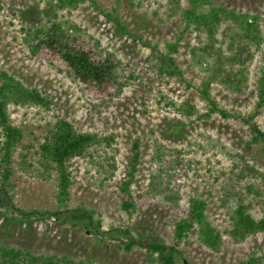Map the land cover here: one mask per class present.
<instances>
[{"label": "rangeland", "instance_id": "374dc122", "mask_svg": "<svg viewBox=\"0 0 264 264\" xmlns=\"http://www.w3.org/2000/svg\"><path fill=\"white\" fill-rule=\"evenodd\" d=\"M191 7L192 0H75L64 7L59 0H0V72L46 101L8 104L9 122L22 134L12 154L9 196L24 212L87 209L101 230L95 234L52 216L25 220L0 209L1 247L93 264H159L158 255L142 246L124 249L131 239L122 231L128 230L135 240L175 248L178 264H244L253 256L264 264V232L233 237V212L225 205L231 190L241 189L250 203L264 188L260 179L241 172L249 164L264 173L262 144L246 123L253 117L264 133V102L258 106L264 0H207L197 10L207 16L214 8L246 15L259 29L258 41L232 18L211 28L192 22L184 29ZM117 19L126 35L118 32ZM53 23L62 25L70 48L90 52L111 70L112 79L77 81L61 58V40L33 52L28 31L41 28L46 35ZM188 104L192 115L183 110ZM60 121L99 140L66 164L70 185L64 205L60 173L42 150ZM136 142L141 163L131 186L134 208L124 210L121 185ZM155 176L162 181L157 195L150 190ZM251 187L256 190L248 192ZM195 198L206 202V220L220 234L217 249L202 242L198 224L176 240V224L188 216Z\"/></svg>", "mask_w": 264, "mask_h": 264}, {"label": "trees", "instance_id": "16d2710c", "mask_svg": "<svg viewBox=\"0 0 264 264\" xmlns=\"http://www.w3.org/2000/svg\"><path fill=\"white\" fill-rule=\"evenodd\" d=\"M75 0H59V6L64 7ZM207 0H192V7L185 12V24L184 29H187L192 22H196L199 26L205 25L208 28L219 23L225 18H232L236 20L241 29L247 36L252 37V41H258L259 29L256 24H253L252 20H249L246 15L237 16L233 12H228L223 8H214L211 10L210 15L198 14L197 10L200 8L201 2ZM209 1V0H208ZM118 32L122 35L128 33V29L122 25L117 19ZM44 30L36 29L29 30V44L32 46L33 52L38 49L40 45H50L54 41L61 40L63 48L61 50V58L63 62L72 70L74 77L80 83H98L102 84L108 82V75L111 76L112 72L109 68H103L95 62L90 56V52L86 50L70 48L67 44V36L62 28L61 24L53 23L48 29V33L43 35ZM50 35L51 40L46 42V36ZM177 48V44L173 46ZM108 62L109 59H105ZM165 63H169L171 66H175V61L171 57L164 58ZM176 73V70L171 71ZM264 73V71H263ZM261 93L259 107L264 102V75L260 81ZM207 90L204 89V93L207 95ZM9 102H13L17 105H25L28 103L45 104L46 101L36 90H29L17 80L14 76L0 72V209L4 211H15L22 218L34 217L39 215V218H48L49 216L61 221L62 223L70 224L72 226H84L92 233H100V222L95 221L93 212L79 208L75 210L59 209L55 212H24L18 209L12 202L8 193L9 183L8 180L12 174L11 162L12 154L19 145L22 134L17 128L12 127L8 119L7 107ZM214 108L217 105L212 101ZM183 110L192 115L194 113V107L190 104L185 105ZM213 111V110H212ZM224 117H228V114L224 111H220ZM206 117L209 114L205 115ZM250 118L246 120V123L251 125V129L254 133V141L262 144V152L264 154V133L254 124H252ZM99 140L96 136L91 134H79L73 126L66 122L60 121L57 124L56 132L53 137L44 144L42 150L47 158L51 160L60 173V189H59V202L64 205L67 188L70 185V177L66 170V164L76 156L82 155L87 149ZM141 163V153L139 142H136L132 147V156L128 166L127 179L122 183L121 190L123 191L126 199L123 202L124 210H131L134 208L132 201L131 186L134 182L138 167ZM242 174L254 175L255 178L261 181V186H264V173L258 171L249 164H244ZM245 176V175H244ZM161 179H157L155 176L151 183V191L154 195H157L159 184ZM159 183V184H158ZM260 187V184H259ZM256 188H248V192H251ZM264 189V188H263ZM255 191L253 200L250 203H246L243 199V192L241 189L239 192L233 190L230 193V198L226 199V206L233 212V229L231 234L237 239H245L247 236L255 234L257 232H264V190ZM259 192V193H258ZM206 202L201 199H192L188 216L183 218L176 224L175 237L178 242H181L187 237L188 233L194 228V225L200 226V237L202 242L212 249H217L220 245V234L215 228L207 222L205 215ZM115 233L121 231L115 230ZM105 236H111L110 232H102ZM107 233V234H106ZM130 242L126 243L124 249L130 252L135 245L146 248L149 252L158 255L157 262L159 264H178L176 250L173 247H169L158 240H148L140 238L135 240L128 230L122 231ZM261 260V258H260ZM259 258L255 256L251 257L249 261L244 264H258ZM0 264H93L90 262L76 261L68 257H59L56 255H35L24 249H16L0 246Z\"/></svg>", "mask_w": 264, "mask_h": 264}]
</instances>
